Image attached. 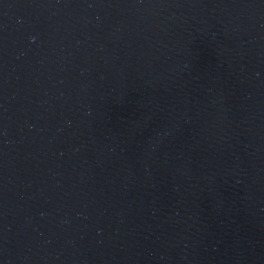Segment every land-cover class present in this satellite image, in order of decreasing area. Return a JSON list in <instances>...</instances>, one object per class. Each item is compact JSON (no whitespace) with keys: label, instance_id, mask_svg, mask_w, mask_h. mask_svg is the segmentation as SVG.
Segmentation results:
<instances>
[{"label":"water","instance_id":"95a60500","mask_svg":"<svg viewBox=\"0 0 264 264\" xmlns=\"http://www.w3.org/2000/svg\"><path fill=\"white\" fill-rule=\"evenodd\" d=\"M0 264H264V0H0Z\"/></svg>","mask_w":264,"mask_h":264}]
</instances>
